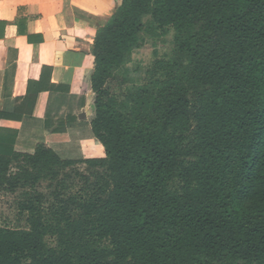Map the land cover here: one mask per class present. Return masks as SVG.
<instances>
[{
  "label": "trees",
  "instance_id": "trees-1",
  "mask_svg": "<svg viewBox=\"0 0 264 264\" xmlns=\"http://www.w3.org/2000/svg\"><path fill=\"white\" fill-rule=\"evenodd\" d=\"M169 28L174 63L136 81L134 54ZM92 52L83 91L105 156L86 162L104 170L99 192L54 216L44 193H23L28 227L0 225V264H264V0H122ZM117 77L129 86L113 95ZM25 101L0 116L32 115L36 96ZM18 133L0 129V186L71 163L48 142L17 149Z\"/></svg>",
  "mask_w": 264,
  "mask_h": 264
},
{
  "label": "crops",
  "instance_id": "crops-1",
  "mask_svg": "<svg viewBox=\"0 0 264 264\" xmlns=\"http://www.w3.org/2000/svg\"><path fill=\"white\" fill-rule=\"evenodd\" d=\"M121 2L0 0V112L36 96L32 115L0 116V129L19 132L17 149L76 142L84 153L100 152L92 157L105 156L90 126L95 94L83 91V80L95 66L96 32Z\"/></svg>",
  "mask_w": 264,
  "mask_h": 264
},
{
  "label": "rangeland",
  "instance_id": "rangeland-1",
  "mask_svg": "<svg viewBox=\"0 0 264 264\" xmlns=\"http://www.w3.org/2000/svg\"><path fill=\"white\" fill-rule=\"evenodd\" d=\"M163 38L157 40H150L142 49L134 54V60L136 63L142 65L141 73L137 72V69L132 72V76L136 81L142 80L144 77L148 76L149 71H146L149 67L152 68L154 64L158 61L164 62L165 64L174 63L175 55L172 48L171 40L174 36V29L169 28L167 35H163ZM156 66V65H155ZM158 68V66H156ZM167 65L164 66L159 74L165 71ZM135 69V68H134ZM147 73H146V72ZM148 77L146 80H148ZM144 80L143 82H145ZM121 79L113 78L108 83L107 86L110 92L114 94H119L121 91L123 94L128 88V84H123L121 86ZM80 103V102H79ZM81 118L85 117V113L82 112ZM65 141V140H63ZM91 146V145H90ZM95 146V145H93ZM54 150L65 160L70 161V164H65L59 170L57 178L46 177L39 179L37 185L32 187L31 185L25 186L23 188L18 187L17 189H9L8 187L0 186V225L9 226L12 228H27V213L21 212L19 207V201L23 200V193L29 192L33 194L36 190L44 193L45 200L43 203V208L49 216L56 215L55 211L62 202L74 196L77 198V203L69 202L71 205L69 208H76L81 198H89L96 194L98 191V173L104 171L100 166H92L86 162L90 158L100 152L88 154L81 150V145L76 142H63L62 144H57L53 146ZM12 171L17 170L19 164H14ZM28 165V164H26ZM62 165V164H61ZM19 171V170H18ZM174 186L178 189L181 188L182 182L178 179L174 181ZM35 190V191H33ZM75 213H78L76 211ZM52 222L55 219L51 220ZM58 235H49L47 237V242L49 246L59 245ZM103 246L108 247V242H102Z\"/></svg>",
  "mask_w": 264,
  "mask_h": 264
},
{
  "label": "water",
  "instance_id": "water-1",
  "mask_svg": "<svg viewBox=\"0 0 264 264\" xmlns=\"http://www.w3.org/2000/svg\"><path fill=\"white\" fill-rule=\"evenodd\" d=\"M83 115V114H82Z\"/></svg>",
  "mask_w": 264,
  "mask_h": 264
}]
</instances>
